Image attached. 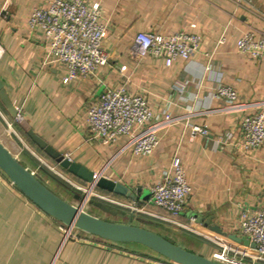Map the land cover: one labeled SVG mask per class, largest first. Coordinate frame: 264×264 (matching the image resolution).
<instances>
[{"label": "crops", "instance_id": "obj_1", "mask_svg": "<svg viewBox=\"0 0 264 264\" xmlns=\"http://www.w3.org/2000/svg\"><path fill=\"white\" fill-rule=\"evenodd\" d=\"M46 1L0 0V79L19 109L21 127L32 128L60 153L94 173L135 191L140 189L137 201L98 192L134 203L147 212H139L147 216L145 221L161 226L162 231L157 233L212 257L220 243L209 238L216 233L203 221L197 222V216L210 219L228 233L241 235V210L264 207V143L248 151L240 149L238 143L241 117L254 109L225 110V101L212 95L220 79L237 92V102L264 101V61L250 59L235 47L237 38L248 29L264 34V0H248L251 12L239 8L235 0H98L106 22L101 47L107 62L87 77L67 83L62 82L64 67L46 59L42 33L27 25L31 8ZM191 23L195 27L190 28ZM182 29L201 36L198 49L188 59H175L167 66L161 56L136 58L130 51L137 32L168 34ZM205 66L209 70L204 71ZM119 85L145 95L155 117L163 112L172 116L189 113L179 123L158 132V145L149 155L136 156L124 148L126 137L103 144L87 128V108L105 87ZM1 111L12 120L4 107ZM194 124L206 125L209 134L191 137L188 125ZM24 141L26 156L21 162L58 195L79 204L66 195L76 199L72 189L81 184L61 169L70 185L50 177L32 157L36 150ZM174 155L180 158L190 192L182 212L170 216L150 198L152 185ZM39 158L36 160L40 162ZM81 207L118 222L129 221L131 212L134 219L138 217L126 207L118 206L116 214L96 206V210ZM134 219L133 223L143 222ZM220 237L221 243L243 249V245ZM0 264L171 263L137 243L113 242L75 228L66 234L58 221L26 199L0 171Z\"/></svg>", "mask_w": 264, "mask_h": 264}, {"label": "built area", "instance_id": "obj_2", "mask_svg": "<svg viewBox=\"0 0 264 264\" xmlns=\"http://www.w3.org/2000/svg\"><path fill=\"white\" fill-rule=\"evenodd\" d=\"M237 6L248 12L253 10L248 0H235ZM27 25L30 29L39 30L46 42V59L62 65L65 75L62 82L87 77L97 67L107 62V55L102 49V40L106 30V22L101 16L99 1L89 0H47L45 5L31 8ZM195 27V23L189 25ZM201 36L196 32L178 30L168 34L137 32L130 46L136 58L147 55L161 56L165 65L169 66L175 59H188L198 49ZM223 37L219 39V43ZM237 52L259 61H264V34L254 29L243 32L236 40ZM3 48L0 45V57ZM125 66H121L124 70ZM209 70L208 66L204 71ZM212 95L225 101L224 109L241 111L253 107L254 111L244 114L240 120L239 148L243 151L254 150L264 143V101L254 103L237 102V92L233 87L221 83L220 79L212 90ZM172 116L163 112L155 117L145 95L131 93L126 86L105 87L96 102L86 110L85 123L92 137L103 144L126 137L123 146L129 148L136 156L152 153L159 142L158 132L175 125L183 117ZM17 109L14 120H21ZM8 126L10 124L8 123ZM190 136H207L206 125H188ZM264 175V168H263ZM76 188H82L75 185ZM190 192L184 168L180 158L174 155L169 166L161 172L160 179L151 187V202L165 210L170 216H177L184 208L185 200ZM102 201L126 207L133 211L147 213L134 203H126L103 193H95ZM60 229L71 234V228L60 224ZM238 231L244 235L254 247L243 249L221 243L218 234L209 237L220 243V249L212 254L216 260L226 264L264 263V207L256 210L242 209L239 215ZM250 262V263H248Z\"/></svg>", "mask_w": 264, "mask_h": 264}, {"label": "water", "instance_id": "obj_3", "mask_svg": "<svg viewBox=\"0 0 264 264\" xmlns=\"http://www.w3.org/2000/svg\"><path fill=\"white\" fill-rule=\"evenodd\" d=\"M0 103L11 118L16 116L17 108L7 96L1 79ZM26 135L38 149L42 150L45 155L54 160L59 167L81 181L86 186L87 193H91L95 188L132 201L139 199L140 189L135 191L119 181L98 175L85 165L72 161L39 136L32 128L26 130ZM40 169L45 171L42 167ZM0 171L26 199L68 228H75L113 242L137 243L153 251L171 264H226L216 260L214 257H207L189 250L156 231L133 223L131 221V219H134L133 216H135L133 212H131L129 221L118 222L95 216L83 210L80 204H74L65 200L48 187L40 175L26 167L16 154L5 146L1 140ZM75 197L77 198L78 196L75 195ZM88 201L93 206L99 207L103 211L111 214H116L120 210L118 207L102 200ZM138 219L144 220L143 217ZM196 221H203L207 229L222 237H226L236 244L254 247V243L250 242L244 235H237L234 232L228 233L216 223H210V219L202 220L201 217L197 216ZM254 264L264 263L255 262Z\"/></svg>", "mask_w": 264, "mask_h": 264}, {"label": "rangeland", "instance_id": "obj_4", "mask_svg": "<svg viewBox=\"0 0 264 264\" xmlns=\"http://www.w3.org/2000/svg\"><path fill=\"white\" fill-rule=\"evenodd\" d=\"M11 119L14 120V118H11ZM21 121L22 120H14V122L17 123L18 126H21ZM8 123L10 124V126H8ZM0 140L14 154H16V156L21 161L24 160V157L26 156V153H25L26 150L23 148V145L27 147V143L24 141L25 139L19 134V132L17 131V129L15 128V126L11 123L9 117L6 116L5 114H3V112L1 111V106H0ZM34 153H35V156L33 155L32 157H34L35 161H37L42 166V168L45 170V172L47 174H49L50 177H54L55 179L59 180L63 184L70 185L65 180L66 179V176L63 174V172H61L60 168L56 164H53L52 162H50L48 159H46L44 157L42 158L41 155L37 151L34 152ZM39 156H40V158H39ZM36 157H38L39 159H41L40 162L38 160H36V159H38ZM47 181H49V180H47ZM49 185H51V186L53 185L54 186L55 183H53L52 181H49ZM79 186H81L82 188L81 189H78L76 187L74 188L73 186H71V187H73L72 192L75 193V195L78 196L76 199H73L72 196L70 197V196H68V195H66L64 193L63 194L66 195L69 198V200H71L73 202H77L81 206L85 205L87 208H89L91 210H96L94 208L93 204L89 203L88 200H93V201L100 200L95 195V193H97L98 190L94 188L92 190V192L91 193L88 192L89 193L88 194L86 192V186L85 185H79ZM106 203H108V202H106ZM115 207H118V206H115ZM134 212L137 213V216H138L137 218L143 217V218H146L147 219V216L141 215L137 211H134ZM142 221L143 222H141V224H144L142 226H145V227H147V228H149V229H151L153 231H162V228H161L160 225L148 223V221H145V220H142Z\"/></svg>", "mask_w": 264, "mask_h": 264}, {"label": "trees", "instance_id": "obj_5", "mask_svg": "<svg viewBox=\"0 0 264 264\" xmlns=\"http://www.w3.org/2000/svg\"><path fill=\"white\" fill-rule=\"evenodd\" d=\"M0 106H2V104L0 103ZM11 123L15 126V128L17 129V131L19 132V134L21 136H23L27 141L28 143L44 158L48 159L50 162H52L53 164H56L57 163L52 160L51 158H49L47 155H45V153H43L42 150L38 149L34 143L28 138V136L26 135V130L24 128H22L21 126H18L17 123L14 122V120H11ZM59 167V165H57ZM62 171H64L66 174H68L69 176H71L72 178H74L78 183H80L81 185H84L81 181H79L77 178H75L73 175H71L70 173H68L67 171H65L64 169H62L61 167H59ZM115 197H118V198H122L123 200L126 199L124 197H120V196H116L114 195ZM128 200V199H126ZM138 206H141V205H138Z\"/></svg>", "mask_w": 264, "mask_h": 264}]
</instances>
